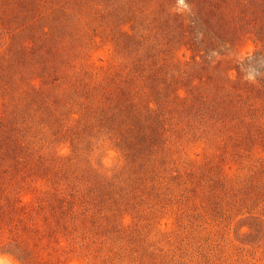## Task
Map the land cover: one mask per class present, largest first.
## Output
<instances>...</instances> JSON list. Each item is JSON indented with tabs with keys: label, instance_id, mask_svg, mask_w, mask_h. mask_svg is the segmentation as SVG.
Segmentation results:
<instances>
[{
	"label": "rangeland",
	"instance_id": "obj_1",
	"mask_svg": "<svg viewBox=\"0 0 264 264\" xmlns=\"http://www.w3.org/2000/svg\"><path fill=\"white\" fill-rule=\"evenodd\" d=\"M0 264H264V0H0Z\"/></svg>",
	"mask_w": 264,
	"mask_h": 264
},
{
	"label": "trees",
	"instance_id": "obj_2",
	"mask_svg": "<svg viewBox=\"0 0 264 264\" xmlns=\"http://www.w3.org/2000/svg\"><path fill=\"white\" fill-rule=\"evenodd\" d=\"M202 109H204V107Z\"/></svg>",
	"mask_w": 264,
	"mask_h": 264
}]
</instances>
